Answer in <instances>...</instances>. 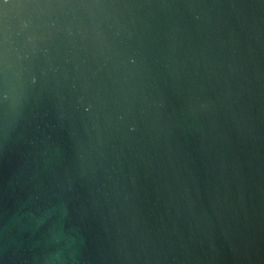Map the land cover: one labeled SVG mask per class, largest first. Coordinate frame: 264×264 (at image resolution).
<instances>
[{"label": "water", "instance_id": "1", "mask_svg": "<svg viewBox=\"0 0 264 264\" xmlns=\"http://www.w3.org/2000/svg\"><path fill=\"white\" fill-rule=\"evenodd\" d=\"M0 264H264V0H0Z\"/></svg>", "mask_w": 264, "mask_h": 264}]
</instances>
